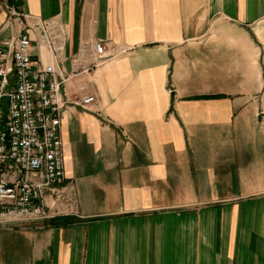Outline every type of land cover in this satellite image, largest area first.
<instances>
[{"label": "crops", "instance_id": "obj_1", "mask_svg": "<svg viewBox=\"0 0 264 264\" xmlns=\"http://www.w3.org/2000/svg\"><path fill=\"white\" fill-rule=\"evenodd\" d=\"M16 6L63 81L66 180L42 225L0 226V264H264V0ZM54 18L56 54L33 27Z\"/></svg>", "mask_w": 264, "mask_h": 264}, {"label": "built area", "instance_id": "obj_2", "mask_svg": "<svg viewBox=\"0 0 264 264\" xmlns=\"http://www.w3.org/2000/svg\"><path fill=\"white\" fill-rule=\"evenodd\" d=\"M18 0H6L9 20L21 29L12 40L0 39V226L48 217L45 197L66 180L61 122L63 81L55 67L31 52L32 27H25ZM34 30L42 44L56 54L64 47L65 30L58 19L37 21ZM95 56L108 51L94 43ZM9 96L8 110L2 98ZM95 101L84 95L80 105Z\"/></svg>", "mask_w": 264, "mask_h": 264}, {"label": "rangeland", "instance_id": "obj_3", "mask_svg": "<svg viewBox=\"0 0 264 264\" xmlns=\"http://www.w3.org/2000/svg\"><path fill=\"white\" fill-rule=\"evenodd\" d=\"M50 217H43V218H34V219H27L26 221H20V222H16V223H12L9 225V227H26V226H30V225H34V226H40L42 225L45 221L49 220Z\"/></svg>", "mask_w": 264, "mask_h": 264}, {"label": "trees", "instance_id": "obj_4", "mask_svg": "<svg viewBox=\"0 0 264 264\" xmlns=\"http://www.w3.org/2000/svg\"><path fill=\"white\" fill-rule=\"evenodd\" d=\"M73 219V217L71 216H59V217H55L52 222L51 225H57V224H61V223H67L68 220Z\"/></svg>", "mask_w": 264, "mask_h": 264}, {"label": "water", "instance_id": "obj_5", "mask_svg": "<svg viewBox=\"0 0 264 264\" xmlns=\"http://www.w3.org/2000/svg\"><path fill=\"white\" fill-rule=\"evenodd\" d=\"M8 103H9V96H4L2 98V105L5 107L6 110H8Z\"/></svg>", "mask_w": 264, "mask_h": 264}]
</instances>
